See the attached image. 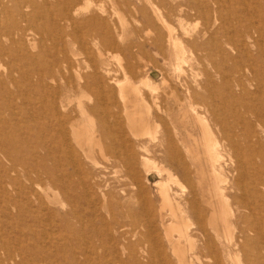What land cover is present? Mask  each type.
<instances>
[{
	"label": "bare ground",
	"instance_id": "6f19581e",
	"mask_svg": "<svg viewBox=\"0 0 264 264\" xmlns=\"http://www.w3.org/2000/svg\"><path fill=\"white\" fill-rule=\"evenodd\" d=\"M52 1L53 2L50 3L48 0H0V60H2L5 56L12 58L10 69L9 68L8 69L3 68V64L0 62V210L5 212V213H8L11 210L16 209L17 211H19V213L16 211V213H18L19 216H21L20 213L24 214L25 210L29 209L30 207H33V209H34V207L36 206V207H39L41 209L46 210V207H48V205H49L48 203H50V202H52V200H54L56 192L59 191L62 194L63 199L65 200L64 201L65 204H63V205L64 206L66 205V207H67L65 209V211L61 214L62 219L65 222L63 224H65L68 229H71L75 225H77L78 223H80L82 221L83 217H81L82 214L80 215V204H79V202L82 201L81 200L82 198L87 199L88 203L89 204L93 203V205L95 202L93 200L94 195H95V197L101 196L102 197L101 199H103L105 201L106 193L103 192L102 188L104 187V189H105V186H103V184H107L109 182L103 183L105 178L101 179L102 182H100V180H98V178H100L98 173L90 174L88 171L84 170V166H83V164H85L86 161H88L89 164L92 163L95 167L98 166V164H99V162L96 160L97 158L94 157V151H93V148H91L92 144H91V146L89 145L94 140V137H95L94 133L95 132L98 131V134H97L98 137L104 138L105 136H107L109 138H112V140H114V142L113 143L111 142V144L108 143L106 145L105 144L104 145L103 144L97 145V146H99V152L101 153V156H103L104 158H106V160L108 162H110L108 165L102 164L101 168H104L107 171L111 167L112 168L114 167L113 169H115L116 167H121L122 169H124V175L126 176V178L131 177V178L137 179L139 177L138 172L136 171L137 169H135V166H134L135 160L133 157L134 156V150H133L132 144L130 143V141L128 140L126 135H124L123 129L120 125V120L118 119V113H116L115 111H112V109H111V106L116 105V103H117V101H115V99L118 98L120 100V102H122L124 113L129 114L132 117V116H135L136 114H143V113L149 114V112H151L149 103L143 97L142 87H146L148 89V92H150L149 94L152 95L151 96L153 99L152 101H153V103H155V105L157 104V98H159V97H157V95H156L158 93L157 92L158 91V85L156 83H154L148 77L147 78L145 77V79L142 78L139 83L134 82V80L132 81L130 76H128L126 74V72H125V75H122V76H124V78H121L122 80H120V79L118 80V77H116V78L112 77L113 80H114V78L117 79V81H116L117 84L114 83L115 86L117 87V89H116L117 92L115 93L114 85L113 86L110 85V82H108V83L104 82V84H103L104 80L102 79L101 76L98 75L97 71L95 72V68L91 67L94 69V70H92L94 72L92 73V71H90L91 74L88 76H86L87 74H85V76H84V73H83V76L79 74L83 69H81V71H79V70H76L75 68H72V66L79 61L78 60L79 58L78 59L76 57L71 58V56H69V54L67 53L66 48L68 50H71L70 47L74 48L73 43L78 44L77 41H79V43L81 42V44H82L83 40L87 39L88 37H92V39H95L92 36V34H93L92 32L96 31L98 28L103 29L104 28L103 24L105 25V23L100 18L98 12H93L89 15H86L83 18H80V14L82 13V10L88 9V6L83 7V8L80 6V2L82 0H52ZM86 1H88V0H86ZM162 1H160V2L162 3ZM186 1L187 0H185L184 3L183 2L182 3H179V2L175 3L174 2L173 3L174 5L173 6L171 5V8H170L172 11L171 13L174 12V15H172V16H175V14H176L177 17L176 16L175 17L178 18L179 22L182 21L183 18L185 20L186 17H184V16L186 14L189 15L188 13H190V12H191V14L194 11L198 12L197 14L200 13V16H201V13L203 12L202 7L204 5H202V7L200 5L202 0H192L189 2H186ZM211 1H212V6H214V9H213V7H211L213 10L212 11L213 13H211V14L213 15L214 13H216V15H215L216 17L213 15L214 21H216L217 19L220 20V25L216 26V27H218L220 29V30L219 29L218 30L220 31L221 36L224 38L222 43L229 46L230 51H231V48H232L233 52H234L233 49H236V52L238 51V52H240V54L242 52H244L247 56H249L250 55L249 46L250 45L252 46V45L259 43L260 40L262 42V40L264 39V0H231L234 3L229 2L230 4H236V3L239 4L242 2L244 7L239 10V11H241L242 14H237V12H233V11L229 12L228 10H227L228 11L227 14L223 13L224 9L226 8L225 2L223 0H211ZM147 2H149V1H147ZM101 4H103V3H101ZM151 4H154V3L151 2ZM162 4L164 5L165 3H162ZM205 4H206V2H205ZM54 6L56 7V9H55V11H52ZM155 6L158 8L159 5L158 6L155 5ZM204 7H206V6H204ZM144 8L145 7H143V10H144ZM152 8H155V7L152 6ZM157 8H155V10H158V9L160 10L161 7H159L158 9ZM166 9H168V8H166ZM204 10L208 11L209 9L205 8ZM230 10H231V8H230ZM45 11H48L47 14H49L46 18V20L48 21V23H47L48 28L47 29L46 28H42V29L40 28L36 31H32V32L30 31L32 33L33 37L28 36L27 40H25L26 38L23 37L25 32L27 35V31L30 29L32 30V25H34V21L36 20V17ZM164 11H165V9H164ZM166 12H167V10H166ZM210 12H211V10H210ZM140 13H141V11H140ZM144 13H145V11H144ZM159 13L160 12H158L157 14L159 16V19L162 21L161 22L162 25L168 29L167 31H169L168 32V38H167L168 43L167 42L166 43L169 45L168 47H170V50L172 48L174 51V58H175V63H176L175 68L177 70L178 68L181 67L180 62L184 56L183 55V53H184V45L183 44L184 43H182V41H181L182 37L180 39V38L174 36L173 27L171 26L169 21L163 17L164 14L162 16V13H160V15H159ZM168 13H169V9H168ZM205 13L203 12V14H205ZM208 14H210V13H208ZM141 15H142V13H141ZM145 16H146V14H145ZM145 16H143V18ZM203 16H205V15H203ZM207 16H209V15H207ZM205 17H203V18H205ZM148 18H150V15ZM210 19H211V16H210ZM147 20L148 19L146 18V21ZM155 20H156V18H155ZM205 20H207V18ZM150 21H151V19H150ZM152 21H153V19H152ZM23 22L25 23V25H22ZM205 22L206 21H204V24H205ZM153 23L154 22H152L151 25L155 26L154 25L155 23L154 24ZM182 24L184 26V24H186V23L182 22L181 25L179 24L181 26L180 28L183 27ZM23 26H26V27H23ZM211 26H212V22H211ZM187 27H188V25H187ZM67 28H68V30L65 32V30ZM208 29L209 28H206L207 31H210ZM109 30H111V29L109 28ZM109 30H108V33H110ZM156 30H157V27H156ZM181 30H184V28H182ZM216 30L213 29V31H216ZM207 31L205 34L209 33ZM213 31L211 30L210 33H212ZM34 32L38 33L39 35H45L47 37V39L50 40V46L49 47L51 49H53V53H52L53 55H52L51 59L48 60L46 54L43 51H39L37 53L31 52V51H33L32 50L33 48H35L37 46L40 47L42 40L44 38V36H42V38H39L36 40L35 37H37V36L34 34ZM99 33H101V32H99ZM191 33H189V35ZM186 34H188V31ZM29 35L31 36V34H29ZM110 35H111V33H110ZM160 35L161 34H159V36ZM99 36H101V34ZM205 36H207V35H205ZM208 36H209V34H208ZM116 37H117V35H116ZM209 37H211V36H209ZM99 39L100 38H98L97 40H99ZM161 39L162 38H160V44L162 43ZM205 39L206 38H203V40H205ZM190 40H192V39H190ZM193 40H195V39L193 38ZM25 41H27V42H25ZM200 41H202V40H200ZM101 42H103V41H101ZM106 42L109 43L110 40L106 39ZM92 43H95V42L92 41ZM199 43H201V42H199ZM218 43H219V40H218ZM98 44L99 43H96L95 45L98 46ZM152 44L154 45V43H152ZM206 44H207V42H206ZM206 44H204V45L202 44V45L205 46ZM208 44L210 45L209 41H208ZM95 45H93V46H95ZM138 45H139V43H138ZM195 45H196L195 48H198V49L200 46L202 47V45H199V47H197L196 43H195ZM212 45H213V42H212ZM217 45H219V44H217ZM91 46H89V48ZM97 46H95V47H97ZM185 46H186V44H185ZM192 46L194 48V45H192ZM223 47H225V46L223 45ZM101 48H102V46H101ZM257 48L260 49V46ZM204 49L206 50V48H204ZM97 50H99V48L96 49V51ZM107 51L108 52H106V53L109 54V49ZM99 52H101V51L99 50ZM170 52H172V51H170ZM101 53L103 54L104 51ZM105 55L106 54H104V56ZM252 55H253V53H252ZM213 56H217V55L214 54ZM226 56H228V55H226ZM260 56H261V54H260ZM97 57H99V56L97 55ZM209 57H210V55H209ZM251 57H253V56H251ZM221 58H222V55H221ZM236 59H235V61H236ZM257 59H258V57H257ZM262 59H263V57H262ZM101 62L103 65H105L104 60ZM234 62H232V63L234 64ZM23 63H25L28 66V71L21 70V67H23L22 66ZM92 63H93V61H92ZM226 63L224 62L223 64L226 65ZM89 64H87V65H89ZM215 64H216V61H215ZM229 66H230V64H229ZM81 68H82V66H81ZM83 68H85V67H83ZM122 68H121V70H123ZM240 68H238V69H240ZM247 68L249 70H247L244 67V69L247 70L246 72L249 71V73H250V75H248L249 77H245L242 79L238 77V79L236 80L235 83H236V88L240 87V88H238V91L241 90V94L243 93V96L241 98H236L238 100L237 104H239L240 107H243V109L245 110V112L248 115V113L255 114L257 112L256 108L253 104V102L256 100V98L252 103H250L249 101H247L245 99V97L250 93V90L248 87H249V85L253 86V88H254L253 90H255V89L260 90L261 88H264V75L256 72V70H255L256 68L252 64L250 66L247 65ZM79 69H80V67H79ZM103 69H104V72H106V75L110 74L109 73L110 69L108 71L107 68H105L104 66H103ZM126 69H127V66H126ZM73 70H76V73H77V71H79L77 73L78 76L76 75L77 77L75 76V79L73 78L74 76L72 77V75H74V74H71L70 77L65 76L66 74L64 75V71L73 73ZM14 71H17L19 73V76H14V73H13ZM177 71L181 72V69H179ZM215 71H217V70L214 69V72ZM240 71H241V69H240ZM262 72H263V70H262ZM57 73L60 75L61 80H63V81H61V83H58V84H54V83L50 84L49 80L56 81ZM33 74H36L37 79L32 78ZM122 74H124L123 71H122ZM180 75H182V74H180ZM227 75H228V73H227ZM206 76H209V75L207 74ZM221 77L222 76H220V79H221ZM99 78H100V80H99ZM213 78H212V80H213ZM207 79H208V77H207ZM113 80H111V83L114 82ZM230 81H232V79ZM212 82H214V81H212ZM165 83H167V82H165ZM184 83H186V82H184ZM184 83H183V85H184ZM220 83H221L220 84L221 86L226 85L225 81L224 82L220 81ZM223 83L225 85H222ZM247 83H249L248 86L246 85ZM196 84H197V82L195 81V85ZM198 84L201 85L200 82ZM208 84L210 85V83H208ZM215 84H217V83H215ZM211 85H212V83H211ZM211 85H210V87L215 86V85L214 86H211ZM227 86H228V84H227ZM202 87H204V86H202ZM210 87H206V88H210ZM14 88H16V89H14ZM183 88H185V87L183 86ZM216 88H218V85H216ZM219 88H221V87L219 86ZM225 88H227V87L225 86ZM61 90H65V91L63 93H61L60 92ZM203 90L204 89L202 88V91ZM207 90L205 89L206 92H207ZM214 90H217V89H214ZM214 90H212V91H214ZM224 90H227V89H224ZM235 90H237V89H235ZM200 91H201V89H200ZM70 92L73 93V96L70 95ZM186 92H188V91L186 90ZM190 92H188L187 96L184 94L188 100V102L185 101L187 103H189L190 99L192 102L191 94H189ZM216 93H218V92L216 91ZM90 94H91V97L93 96L92 97L93 99L90 97ZM257 94H256V96H257ZM87 95H89L88 97L93 100V101H91L90 105L85 104L83 99H82L84 96H87ZM207 95H209V94H207ZM170 96L172 98V94ZM215 96L217 97V95H215ZM229 96H230V93H229ZM238 96H240V95H238ZM208 97H210L209 100L212 98L211 96H207V98ZM225 97H226V95H225ZM259 97L263 98V97H261V95H259ZM177 98H179V97H177ZM193 99L195 100V98H193ZM221 99H223V98L221 97ZM174 100H175V98H174ZM179 100H181V99H178V101ZM228 100H230V99L228 98ZM228 100L226 99L225 101H228ZM175 101H177V100H175ZM198 101H200V100H198ZM198 101H196V102H198ZM213 101H214V99H213ZM234 101H235V99H234ZM173 103H175V102H173ZM192 103H194V102H192ZM177 104H178V102H177ZM216 104H217V102H216ZM216 104H215V106H216ZM228 104H229V102H228ZM158 105L159 104H157L158 110H162V108L159 107ZM209 106H210V104H209ZM209 106H208V109H206L204 113L203 112L199 113L197 111L195 113L192 112L193 115H191L188 112V109H184V105L180 104L179 108L177 107L179 113L177 112L178 114H176V115H175V113H172V116L175 117V120H174V118H171V119L168 118V119H169V122L171 120L172 122L180 123L181 126H183L185 131H182L179 128L180 126L177 127V125H174V126H171V127H173V130H174V136L170 137L169 139L168 138L159 139L161 141V145L164 147L165 152L167 153L166 156H169L172 159H174V161L176 162V164L179 167L181 165L180 169L182 170L183 174L189 173L190 169L192 168L191 166H193L195 168V171L197 174V182H198V192H195L196 190L195 191L194 190H192V191L188 190L189 192H193L191 194V196L188 198L187 197L183 198V196L180 193H178V191L173 189L175 184L176 185L181 184L180 183L181 179L179 180L178 178L174 177L172 175L173 173L172 174L167 173V178H165L164 180H160V181L158 180L156 182L155 185H157V187H158V191H159L161 201H162V209L160 208L161 210L158 213V218H160V220H161V224H159V225H161V226L163 225L165 227V229L163 230L164 235L162 237H164L166 239V241H167L166 244H168L169 247L172 248L174 254L176 255V259H177L176 264H196L198 262L197 260L200 258L199 252H203V251H205V255H204L205 261L203 260L204 261L203 263L200 262L202 264H259L260 260L262 261L261 264H264V235L262 234V232L258 228L259 226L257 227V225L250 219V216L252 214L250 215L246 212L248 210L252 211L251 199H253L254 201H256L258 198H261L262 200L264 199V192H263L264 187L260 188L258 186L259 182L256 180L255 181L253 180L251 182L238 180L236 174H238L240 171H238V173L235 174L237 180H235L236 178L234 177L235 178V179L233 178L234 181H231L232 179L230 181H228L229 180L227 178L228 176H226L228 173L225 174L226 172L224 171V165L226 164V162H225L226 160H225L224 156H226V154H233L234 157L237 158V162H236L237 165L234 164L235 160H231L232 168L235 167L237 170V168L242 167L241 165H238L241 163V160H242L241 159L242 151L240 150L242 148V147L240 148V142H241L240 141V134H241V136H242L241 138L244 142L249 138V137H247L245 130H244L245 133H243L244 132L243 130H241V131H243L242 133H239L238 132L239 130H237L239 128V126H242V125H240V123H241V118H242L241 115H243V114H240L239 112L234 111V112H237V118H236V121H233L232 124H230V123H227L226 120L224 121L225 118L221 117L222 116L221 114H220L221 116L218 114L219 111H221V109L217 112V110L213 107L214 105L213 106L211 105L210 109H209ZM130 107H133L134 110H130L129 109ZM142 107L145 109V112H144V109L142 110ZM191 108L193 109V108H197V107L192 106ZM221 108H224V107H221ZM236 108H235V110H237ZM229 109H234V108L229 107ZM224 110L226 111V109H224ZM199 111H201L200 108H199ZM222 112H224V111H222ZM222 112H220V113H222ZM156 113L157 112H155V114ZM163 113L165 114V112H163ZM228 113H230V111ZM91 114H96L95 116H97V114L102 115L101 119H100L99 128L96 131H95V127H94L95 124L92 122L93 120L90 118ZM169 114H167V116ZM232 114H234V113H232ZM260 114H261V112H260ZM234 115H236V114H234ZM108 117L112 118L114 121V124H113L114 127L112 126V128L109 125V122L107 121V119L105 120V118H108ZM250 117L252 118V115ZM263 117H264V115H263ZM145 118H146V116H145ZM253 118H255V117H253ZM258 118L259 117H257L256 119H258ZM138 119H139V116H138ZM242 119H244V118H242ZM252 119H250V120L253 121L254 119L253 120ZM130 120L137 122V120H135L134 117L131 118ZM149 120H150V118H149ZM151 120L153 122V119H151ZM154 120H156V119H154ZM227 120H229V118ZM139 121H140V119H139ZM134 122H131V123L134 124ZM140 122H143L142 119ZM253 122H255V121H253ZM106 123H108V125ZM127 123H129V122H127ZM146 123L148 124V122H146ZM192 123H194L199 128L200 138H198L196 136L198 139L195 136H193L194 133L191 132L192 130H189L187 128V126L189 124H192ZM147 124H145V125H147ZM194 124H192V125H194ZM150 125L153 126V124H150ZM150 125H148V127L145 126V128L146 127L149 128ZM159 125L161 126L162 124H159ZM157 127H159V126H157ZM157 127H155V129ZM248 127H250V125ZM257 127H259V126H257ZM151 128L152 127L150 126L149 129L151 131H153L152 130L153 128L152 129ZM138 129L140 130V127ZM143 129H144V127H143ZM246 129H247V127H246ZM160 130H161V128H160ZM248 130H251V127ZM111 131H112V134H111ZM132 131L135 132V130H132ZM161 131H163V130H161ZM195 131H196V129H195ZM195 131H193V132H195ZM154 132H158V131L156 130ZM257 132L258 131H256V133ZM144 133L146 134V132H144ZM147 133H148V131H147ZM198 133H196V134H198ZM140 134H137V135H140ZM163 134H165V132ZM132 135H133V133H132ZM142 135H144L143 132H142ZM141 137H140V139H141ZM155 137L157 138V136H155ZM186 137H189V139L192 138L193 143H192V141H190V143H189ZM142 139H141V141L145 142V139L144 140H142ZM107 141H108V139H107ZM152 141H154V140H152ZM131 142H132V140H131ZM32 143L39 144L45 151L44 154H42V152H41L42 155L41 156L39 155V158H38V155L34 153L35 151H34L33 147H30V144H32ZM244 144L246 145V143H244ZM93 145H94V143H93ZM136 145L135 146L138 147V144H136ZM139 145H141L140 142H139ZM144 145H141V147H140L143 150L146 148ZM146 145H148V144H146ZM156 145H153V146H156ZM114 146H116V147L118 146L119 150L121 147L122 151H117L116 147H114ZM34 147H36V146L34 145ZM247 147H249V146H247ZM252 147L253 146H251V149H252ZM25 148H26L27 152L24 151ZM149 148H150V144H149ZM152 148H154V147H152ZM135 150H137V149H135ZM155 150H154V152H156ZM36 151H37V148H36ZM157 151H158V149H157ZM260 151H262V149H260ZM139 152H141V151L139 150ZM145 152H147V151L145 150ZM148 153H151V152H148ZM61 156L65 157V160L69 166V169H63V171L61 172V175H59L60 177H58L57 171L60 169V167L63 166V164L66 165L63 162V161H65V160H63L64 158H61ZM258 157H259V155H258ZM262 157L260 160H262ZM154 158H157V157H154ZM84 160H86V161L84 162ZM141 160H142L144 166L148 167L150 160L148 157H146V154L141 156ZM153 160L155 162V159H153ZM250 161L254 162V160H252V159ZM41 162L43 163L42 164L43 166L40 165ZM157 162H158V164H161V163L163 164V162H160V163H159V161H157ZM165 162H166V160H165ZM172 162H173V160H172ZM137 163H140V162H137ZM262 164H264V163H262ZM99 165H101V164H99ZM229 165H231V164H229ZM254 165H255V163H254ZM156 167L158 169L157 165H156ZM246 167H247V165H246ZM262 167H264V165ZM173 168H174V166H173ZM173 168H170V169H173ZM166 169L167 168H165V169L161 168L158 170L161 172V171H167ZM231 169H229V170L231 171ZM117 170H118V168L116 169V171H112V173H114V172L118 173L120 171V170L119 171H117ZM253 170H255V169L253 168ZM262 170H264V169L262 168ZM96 171L97 170H95V172ZM234 171H233V173H234ZM102 172H103L102 170L99 172L100 175H102ZM242 172H244L243 169H242ZM114 175L117 176L116 173H114ZM240 175H241V173H240ZM41 176L47 178L48 185L46 188H42V186L40 187V185L36 182V180L40 179ZM102 176H105V174ZM110 176H112V175H110ZM189 176H187L186 178L191 180L189 178ZM241 176H239V177H241ZM261 176H262V174H261ZM116 178H118V180H119V176ZM41 179H43V178H41ZM124 179H125V177L122 178L123 181H124ZM111 180L112 181L114 180V176ZM122 180H120V181L122 182ZM43 181H45V179H43ZM116 182H117V180H116ZM44 183H46V181ZM44 183H42V184H44ZM134 183H135V181L133 182V184ZM171 183H173V184L175 183V184L173 185ZM118 184H115V185H118ZM124 184H126V183H123V185ZM106 186H108V185H106ZM110 186L112 187V185L109 184V187ZM189 186H191V185H189ZM9 187H11V189H9ZM131 187H133V186H131ZM191 187L197 188V186H194V185H192ZM112 188H114V187H112ZM119 188H114L112 192H115V190L119 189ZM133 188H135V186ZM183 188H185V186ZM183 188H182V190H184ZM120 189H119V191H120V194H122V195L120 196V198L118 197L120 199V201H118L117 204L119 207H122V209L125 208V210L128 209V211H129L130 210L129 203L132 202L133 200L134 201L138 200L136 198L138 192L134 193L132 191H129V189L127 190L129 192H127V191H125L127 188L126 189L120 188ZM229 189H230V191L234 192V194L232 192V194L234 195V197L233 196L232 197L235 198V200L233 201L235 206H233V204H231L229 202L230 196L228 197V194H227V190H229ZM108 190L109 189H107L106 191H108ZM133 190H135V189H133ZM109 191H111V189ZM130 192H132L134 194H132ZM235 192L236 193L240 192V194L237 195V194H235ZM118 193H116V194H118ZM108 194L110 195L111 193H108ZM229 194H231V193H229ZM116 197H117V195H116ZM140 198H142V197L140 196ZM110 199L111 198H109V200ZM57 200H56V202H57ZM113 200H115V198H113ZM140 200H142V199H140ZM149 201H151V200H149ZM259 201H260V199H259ZM139 202L143 203V201H139ZM99 203H100V200H99ZM102 203H104V202H102ZM133 203H135V202H133ZM50 204H52V203H50ZM110 204H111V202L109 203V206H111ZM33 205H35V206H33ZM96 205H98V204L96 203ZM149 205H148V207H149ZM256 205H258V203ZM60 206H61V202H60ZM118 206H117V209H118ZM132 206H133V204H132ZM89 207H90V205H89ZM163 208H167V209H165V212H164ZM51 209H52V207H51ZM122 209L119 211H122ZM143 209H142V211H143ZM150 209H145L144 211L147 214L146 216L148 218L147 220H148L149 228H153V226H155L154 221L157 222L159 219L158 220L154 219V216H156V214L154 212V209H153V212L155 215L152 213V210H150ZM34 210H35V212H37L39 209L37 211H36V209H34ZM110 210H111V208H110ZM254 210H255V208H254ZM39 211L41 212V210H39ZM55 211L51 212V210H50V214H49L51 216L50 218H52ZM86 212H87V210H86ZM33 213H34V211H33ZM41 213H43V211ZM120 213L122 215H124L123 214L124 211H123V213L122 212H120ZM133 213L135 214V211ZM47 214H48V212H47ZM88 214H90V213L88 212ZM98 214H100V213H98ZM115 214H117V213H115ZM115 214H113V211H112L111 217L113 215L115 216ZM140 214L135 215V216L137 217ZM258 214H260V212ZM25 215H26V213H25ZM25 215H23V216L25 217ZM141 215L143 216V214H141ZM104 216H108V215L105 214ZM116 216H119V212H118V215H116ZM127 216H128V214H127ZM40 217H42V216H40ZM55 217H57V216H55ZM111 217H110V219H111ZM115 217H113V218H115ZM16 218H18V217H16ZM86 218H88V217H86ZM127 218L130 219V217H127ZM127 218H125V219H127ZM193 218H194V222H195L194 229L191 228V224L193 223L192 222ZM7 219L9 221V218H7ZM27 219H29V217ZM38 219H40V218H38ZM38 219H36V220H38ZM58 219H57V221H58ZM122 219H124V218H122ZM134 219H135V217H134ZM145 219H146V217H145ZM253 219H254V217H253ZM4 220H6V218ZM46 220H48V219H46ZM84 220L85 219H83V221ZM97 220L99 221V219H97ZM117 220L118 219H116V221ZM120 220H121V218H120ZM120 220H118V221H120ZM8 221H6L5 223H8ZM12 221L15 222L14 219ZM50 221L52 223V220H50ZM83 221L81 222V225H82ZM89 221H90V218H89ZM106 221L108 224V220H106ZM138 221H140V220H138ZM121 222L123 223L124 221H121ZM133 222L134 221H132L131 223L133 224ZM141 222H143V221H141ZM145 222H146V220H145ZM37 223L39 224V221ZM37 223H36V225H37ZM102 223H103V221L101 222V224ZM109 223H111V222H109ZM0 224H4V223L1 222ZM10 224H11V222H10ZM23 224L25 226V223H23ZM57 224H58V222H57ZM63 224H62V226H63ZM88 224H89V222H88ZM115 224H116V222H115ZM53 225H54V223H53ZM109 225H111V224H108V226ZM118 225H121V224H118ZM118 225H117V227H119ZM104 226H105V224H104ZM112 226H110V227H112ZM156 226H157V224H156ZM163 226H162V228H163ZM9 227H10V225H9ZM31 227H29V226H27L26 228L22 227L24 230V231H22V235H26V234L30 235L31 234V235H34L35 238L39 237L37 235L38 233L35 234L34 230L31 229ZM40 227H42L41 223H40ZM47 227H50L48 229H51V226H47ZM47 227H45V229ZM80 227H82V226H80ZM80 227L78 226V228H80ZM103 227H102V229H103ZM117 227H114V228H117ZM144 227H147V226L144 225ZM59 228H61V227H59ZM87 228H89V227H87ZM159 228L160 227H158V229ZM64 229H62V230L64 231ZM104 229H105V227H104ZM126 229L129 230V228H127V227H126ZM135 229H137V228H135ZM235 229L237 231H235ZM6 230H7V228H6ZM6 230H4V231H6ZM8 230H11V229H8ZM54 230H56V228H54ZM81 230H83V229L80 228V232H82ZM97 230H98V227H97ZM113 230L116 232V229H113ZM118 230H121V229H118ZM137 230H139V229H137ZM43 231H45V230H43ZM114 231H111V232L114 233ZM52 232H54V231H52ZM56 232L57 231H55L54 233H56ZM137 232H139V231H137ZM137 232H135V233H137ZM194 232H196V233L199 232L198 235L200 236V234H201V236H202V240H201L200 245H198V243H197L198 239L195 236L196 233L194 234ZM251 232H253V235L250 234ZM45 233H46V231H45ZM50 233H51V231H50ZM54 233H53V235H54ZM78 233H79V231H78ZM90 233H92V232H90ZM102 233H105V230ZM112 233H111V235H113ZM4 234L1 233V231H0V264H40L41 261L42 262L44 261V260H42L44 254L43 255L37 254L38 256L36 257L35 253L33 254L32 252H30L31 248L28 245H25L24 243H21L19 240H17L18 238L16 236L15 237L17 239L14 240L11 237H9V238L5 237ZM8 234H10V233H8ZM68 234H70V232ZM93 234H94V232H93ZM140 235H144V234H140ZM79 236H78V238H79ZM87 236H89V233L87 234ZM94 236H95V234H94ZM114 236H115V233H114ZM125 236H126V233H125ZM85 237H86V235H85ZM85 237H83V238H85ZM100 237L101 236L99 235V238ZM119 237H121L120 233L118 236V240L121 241L119 239ZM129 237H131V236H129ZM147 237H149V238L147 239ZM147 237L145 239L148 241V243L151 245V248H152V249H150V253L152 255L151 257H153L152 260H156V262L151 261L152 262L151 264H153V263L154 264H167V262L164 260L165 259V257H163L164 255L162 256V253H163L162 249L159 248L157 245L159 243L158 241H156L157 237H155V235L152 233V231H148ZM158 237H160V239H161V236H158ZM19 238H20V236H19ZM21 238H20V240H21ZM96 238L94 239V241L96 240V242H97L98 238L97 239ZM132 238H134V237H132ZM53 239H54V237H53ZM53 239H50V242L54 241ZM59 239H58V241H59ZM91 239H93V238H91ZM139 239H143V238L140 237ZM42 240L45 241L44 238ZM62 240H63V238H62ZM113 240H114V238H113ZM118 240H117V242H118ZM28 241H31V240H28ZM44 241H42V242H44ZM55 241H56V239H55ZM79 241H78V243H79ZM114 241H112L113 245H116L119 243L118 242L115 244ZM135 241H137V239H135ZM39 242L37 241V244ZM107 242L109 243V241H107ZM142 242H146V241H142ZM139 243H141L140 240H139ZM48 244L49 243H47V245ZM53 244H55V243H53ZM60 244H61V242H60ZM102 244H104V241ZM131 244H133V243H131ZM126 245H128V244H126ZM126 245H125V247H126ZM143 245L145 246L144 243H143ZM65 246H66V244H65ZM121 246L123 247V245H121ZM98 247H99V245H98ZM111 247H113V246H111ZM86 248H87V245H86ZM129 248L127 250H130ZM135 248H136V246H135ZM145 248H148V247L145 246ZM166 248H167V246H166ZM40 249H39V251H41V254H42L43 252ZM65 249H66V247H65ZM92 249L94 250V247ZM105 249H107V247ZM124 249L122 250V252L125 251ZM132 249H134V248H132ZM108 250H109V247H108ZM147 250H149V249H147ZM168 250L169 249H167L165 251H168ZM60 251H62V248ZM85 251H86L85 253L90 252L87 249ZM110 251H112V250H110ZM137 251H136V253H137ZM240 251H242V252L245 251V253L247 255V259H248L246 262H244L241 259ZM125 252H127V251H125ZM125 252L123 254H126ZM30 253L33 254L36 258L35 259H29L28 256L30 255ZM54 253H52V254H54ZM64 253H65V251H64ZM102 253H104V251ZM102 253H101V255H102ZM129 253H128V255H129ZM167 254H168V252H167ZM47 255H48V253H47ZM128 255L126 256V261H127ZM145 255L146 254H144V256ZM250 255H253V256L256 255L255 259H252L250 257ZM87 256H89V255H87ZM108 256L109 255H106V257H108ZM90 257H91V253H90ZM112 257H110V260ZM132 257H133V254H132ZM134 257H135V255H134ZM257 257H259V258H257ZM47 259H50V257L49 258L47 257ZM96 259H99V258H96ZM115 259H117V258H115ZM128 259H130V258H128ZM141 259H143V257H141L140 260ZM148 259H149V257H148ZM148 259H147V261H148ZM91 260H93V258ZM123 260H120V261H123ZM140 260H138V261H140ZM171 260H172V258L170 259V261ZM195 260H196V262H195ZM148 262H150V261H148ZM67 263H68V261H67ZM98 264H99V262H98ZM116 264H117V262H116ZM197 264H199V263H197Z\"/></svg>",
	"mask_w": 264,
	"mask_h": 264
},
{
	"label": "rangeland",
	"instance_id": "374dc122",
	"mask_svg": "<svg viewBox=\"0 0 264 264\" xmlns=\"http://www.w3.org/2000/svg\"><path fill=\"white\" fill-rule=\"evenodd\" d=\"M50 3L51 2H53L52 0H48ZM147 1H149V2H147ZM160 1H162V0H88V1H86V0H82L81 2H80V6L83 8V7H87L88 6V9H83L82 10V13L80 14V18H83V17H85L86 15H89V14H91V13H93V12H98V14H99V16H100V18L104 21V23H105V25L103 24V29H100V28H98L96 31H93L92 33V36H93V38H95V39H92V37H86L87 39H84L83 40V43L81 44V42L79 43V41H77V43L78 44H75V43H73V46H74V48H72V47H70V49L71 50H68L67 48H66V50H67V53L69 54V56H71V58H74V57H76L78 60V62L77 63H75L73 66H72V68H75L76 70H79V71H81V69H83L79 74L80 75H82L83 76V73H84V76H85V74H87L86 76H88V75H90L91 74V72L90 71H92V70H94L93 68H95V72L97 71V73H98V75L99 76H101L102 77V79L104 80L103 81V84H104V82L105 83H108V82H110V85H114V91H115V93L117 92V87L115 86V84H117L116 83V81H117V79H115L116 77H118V80L120 79V80H122L121 78H124V76H122V75H125V72H126V74L128 75V76H130V78H131V80L133 81L134 80V82H136V83H139L140 81H141V79L142 78H144L145 79V77L147 78H150L154 83H156L157 85H158V93L156 94L157 95V97H159V98H157V104H159L158 106L159 107H161L162 108V110H158V107H157V104L155 105V103H153V99H152V95H150L149 93L150 92H148V89L146 88V87H142V94H143V97L147 100V102L149 103V105H150V111L151 112H149V114H147V113H143V114H136L135 116H130L129 114H126V113H124V111H123V104H122V102H120V100L118 99V98H116L115 99V101H117V103H116V105H112L111 106V109H112V111H115L116 113H118V119L120 120V125H121V127H122V129H123V132H124V135H126V137L128 138V140L130 141V143L132 144V147H133V150H134V160H135V163H134V166H135V169H137L136 171L138 172V178L136 179V178H131V177H128V178H126V176L124 175V169H122L121 167H116L115 169H113L112 167L111 168H109V170H105L104 168H101L102 167V164H104V165H108L110 162H108L107 160H106V158H104L103 156H101V153L99 152V146H97L98 144L99 145H101V144H108V143H110L111 144V142L113 143L114 142V140H112V138H109V137H107V136H105L104 138L103 137H98L97 136V134H98V131L97 132H95L94 134H95V137H94V140L89 144L90 146H91V144H92V146H91V148H93V151H94V157L95 158H97L96 160L99 162V164H101V165H99L98 164V166H94L92 163H90L89 164V162L88 161H86V160H84V162H85V164H83V166H84V170H86V171H88L90 174H95V173H98L99 174V177L100 178H98V180H100V182H102V180L101 179H104V181H103V183H106V182H109V183H107V184H103V186H105V189H104V187L102 188L103 189V192L104 193H106V195H105V201L103 200V199H101L102 197L100 196H98V197H95V195H94V198H93V200L95 201L94 202V205H93V203H91V204H89L88 203V201H87V199H85V198H82L80 201L82 202H79V204H80V215H81V217H83L82 218V221H83V219H85L84 221H83V223H82V225H81V222L80 223H78L77 225H75L73 228H71V229H68L67 227H66V225L65 224H63V223H65L64 221H63V219H62V213L65 211V209L67 208L66 207V205L64 206L63 204H65L64 203V199H63V197H62V194L59 192V191H57L56 192V195H55V198H54V200H52V202H50V203H52V204H50V203H48L49 205H48V207H46V210L45 209H41V208H39V207H36L35 205H33V206H35L34 207V209H36V211L39 209V210H41V212L43 211V213H41L39 210L37 211V212H35V210L33 209V207H30L29 209H27V210H25V212H24V214L23 213H20V215L24 218H22L21 216H19V211H17L16 209H14V210H11L10 212H8V213H5V212H3V211H1L0 212V223L2 222V223H4V224H0V227L2 228H0V231H1V233H5L4 235H5V237H7V238H9V237H11L12 239H14V240H16L17 238V240H19L21 243H24L25 245H28L30 248H31V250H30V252H32L33 254L35 253V255H36V257L38 256V255H43L44 254V256H43V258H42V260H44L43 262L41 261V263L40 264H51L52 262L54 263V264H94L95 262V264H98V262H99V264H116V262H117V264L119 263V264H151L152 262H156V260H152L153 259V257H151L152 255H151V253H150V249H152L151 248V245L148 243V241L145 239L146 237H147V234H148V231H152V233L155 235V237H157L156 238V241H158L157 243V245H158V247L159 248H161L162 249V251H163V253H162V256L163 257H165V261L167 262V264H172L173 262V264H176L177 263V259H176V255L174 254V252H173V250H172V248L171 247H169V245L168 244H166L167 243V241H166V239L164 238V237H162L163 235H164V229H165V227L163 226V228H162V226L161 225H159V224H161V220H160V218H158V213H159V211L162 209V201H161V197H160V194H159V191H158V187H157V185H155L156 184V182L159 180H164L165 178H167V173H170V174H172L174 177H176V178H178L179 180H180V183L181 184H178V185H176L175 183V186H174V188L172 187L174 184L173 183H171V184H173L171 187L174 189V190H176V191H178V193H180L182 196H183V198H185V197H190L191 196V194L193 193V192H189V191H192V190H196L195 192H198V182H197V174H196V171H195V168L193 167V166H191L192 168L190 169V171H189V173H184L183 174V172H182V170L180 169V167H181V165H180V167L176 164V162L174 161V159H172L171 157H169V156H166L167 155V153L165 152V149H164V147L161 145V141L159 140V139H162V138H164V139H166V138H170V137H172V136H174V130H173V127H171V126H174V125H177V127L178 126H180L179 128L182 130V131H185L184 130V128H183V126H181V124L180 123H177V122H172L171 120H170V122H169V119L168 118H174V120H175V117L174 116H172V113H175V115L176 114H178L179 113V111H178V108H179V105L180 104H183L184 105V109H188V112L191 114V115H193V113L192 112H205V110L206 109H208V106H209V104H210V106L212 105H214L213 107L217 110V112L221 109V111H219V115L221 116V117H224L223 119H224V121L226 120V122L227 123H230V124H232V122L233 121H236V118H237V112H239L240 114H243V115H241V117L242 118H244V119H242L241 118V123H240V125H242V126H239V128L237 129V130H239L238 132L239 133H242L244 130L246 131V134H247V137H249L245 142L242 140V136H241V134H240V141L242 142H240V150L242 151V156H241V163L240 164H238V165H241L242 167L241 168H237V170H236V168L234 167V168H232V163H231V160H235V162H234V164L235 165H237V158L236 157H234V155L233 154H226V156H224V158H225V162H226V164L224 165V171L226 172L225 174H227L226 176H228L227 178L229 179L228 181H230L231 179V181H234L233 180V178L235 177L236 178V175H237V178H238V180H243V181H246V182H251V181H258L259 182V184L261 185H259L258 184V186L261 188V187H264V170H262V168L264 169V167H262L264 164H262V163H264V117H263V115H264V88H261L260 90L259 89H255V90H253L254 88H253V86H251V85H249V83H247L246 85L248 86L249 85V90H250V93L245 97V99L247 100V101H249L250 103H252L254 100H255V98H256V102L254 101L253 102V104H254V106H255V108H256V115L255 114H250V113H248V115H247V113L245 112V110L243 109V107H240L239 106V104H237L238 103V100L236 99V98H241L242 96H243V93L241 94V90H239L238 91V88H240V87H237L236 88V80L238 79V77L239 78H245V77H249L248 75H250V73H249V71L248 72H246L247 70H249L248 68H247V65L248 66H250L251 64L256 68L255 70H256V72H258L259 74H263L264 75V39L262 40V42H261V40L259 41V43H257V44H255V45H250L249 46V50H250V55L249 56H247L244 52H242L241 54H240V52H236V49H233L234 50V52L232 51V48H231V51H230V48H229V46H227V45H225V44H223L222 43V41L224 40V38L221 36V33H220V29L218 28V27H216V26H219L220 25V20H216V21H214V16L216 15V13H214L213 15L211 14V13H213L212 11V8L211 7H213V9H214V6H212V1L211 0H202L201 1V7H202V5H204V6H206V7H202V11L205 13V14H203V12L201 13V16H200V13L199 14H197L198 12H193L192 14H191V12L190 13H188L189 15H185L184 17H186L185 18V20L187 21H185L184 20V18H183V20L182 21H180L179 22V20H178V18H176L177 17V15L175 14V16H172V15H174V12L173 13H171L172 11H171V5L173 6L174 4V2L175 3H184L185 2V0H163L162 1V3H165L164 5L160 2ZM168 1V2H167ZM189 1H192V0H187L186 2H189ZM206 2V4H205V2ZM224 2H225V4H226V8L224 9V12L223 13H228V11L229 12H237V14H242L241 13V11H239L241 8H243L244 7V5L242 4V2L241 3H239V4H230L229 2H233V1H231V0H223ZM151 2L152 3H154V4H151ZM167 2V3H166ZM204 2V3H203ZM101 3H103V4H101ZM149 3V4H148ZM161 3V4H160ZM169 3V4H168ZM234 3V2H233ZM210 4V5H209ZM155 5H159L158 6V8L159 7H161L160 8V10L155 6ZM236 5V6H235ZM152 6H154L155 8H157L158 10H155V8H152ZM169 6V7H168ZM209 6V7H208ZM233 6V7H232ZM239 6V7H238ZM142 7V8H141ZM143 7H145L144 8V10H143ZM138 10H137V9ZM163 8V9H162ZM166 8H168L169 9V13H168V9H166ZM209 9L208 11L207 10H204V9ZM211 8V9H210ZM230 8H231V10H230ZM55 9H56V7L54 6V8H53V10L52 11H55ZM137 11H136V10ZM164 9H165V11H164ZM87 10V11H86ZM153 10V11H152ZM163 10V11H162ZM166 10H167V12H166ZM210 10H211V12H210ZM228 10V11H227ZM140 11H141V13H142V15L143 16H145V14H146V16L143 18V16L141 15V13H140ZM144 11H145V13H144ZM155 11V12H154ZM226 11V12H225ZM47 12L48 11H45V12H42L41 14H39V16H37L36 17V20L34 21V25H32V30L30 29V30H28L27 31V35H26V32H25V34H24V36L23 37H25L26 39L25 40H27V38H28V36L29 37H33V35H32V31H36V30H38V29H42V28H48V21L46 20V18H47V16L49 15V14H47ZM114 12V13H113ZM158 12H160V13H162V16H163V14H164V18L165 19H167L168 21H169V23L171 24V26L173 27V30H174V36H176V37H178V38H180L181 39V37H182V43H184L183 45H184V53H183V59L181 60V64H180V68H178L177 70H179V69H181V72H178L177 70H176V63H175V58H174V51H173V49L171 48V50H170V47H168L169 45L167 44L168 42V40H167V38H168V32L169 31H167L168 29L166 28V27H164L163 25H162V21L159 19V16H158ZM160 13H159V15H160ZM208 13H210V14H208ZM168 14V15H167ZM170 14V15H169ZM205 15V16H203V15ZM149 15H150V18H148L149 17ZM207 15H209V16H207ZM148 16V17H147ZM170 16V17H169ZM210 16H211V19H210ZM108 17V18H107ZM113 17V18H112ZM158 17V18H157ZM172 17V18H171ZM203 17H205V18H203ZM216 17V16H215ZM106 18V19H105ZM146 18L149 20H147L146 21ZM155 18H156V20H155ZM207 18V20H205ZM213 18V19H212ZM119 19V20H118ZM150 19H151V21H150ZM152 19H153V21H152ZM178 20V21H177ZM106 21V22H105ZM109 21V22H108ZM160 21V22H159ZM204 21H206L205 22V24H204ZM212 22V26H211V22ZM214 21V22H213ZM219 21V22H218ZM151 22V23H150ZM152 22H154L153 24L155 25V26H153V25H151L152 24ZM179 22V23H178ZM186 23V24H184V26H183V24H182V28H184V30H181L182 28H180L181 26V23ZM139 23V24H138ZM208 23V24H207ZM218 25H217V24ZM150 24V25H149ZM180 24V25H179ZM22 25H25V23L23 22V24ZM27 25V24H26ZM187 25H188V27H187ZM205 25V26H204ZM214 25V26H213ZM107 26V27H106ZM211 26V27H210ZM23 27H26V26H23ZM153 27V28H152ZM156 27H157V30H156ZM204 27V28H203ZM109 28L113 31H111V30H109ZM206 28H209L208 30H210V31H207L206 30ZM101 31H100V30ZM213 29L214 30H216V31H213ZM219 29V30H218ZM68 30V28L65 30V32ZM99 30V31H98ZM104 32H103V31ZM108 30L110 31V33H111V35H110V33H108ZM201 30V31H200ZM211 30L214 32H212V33H210L211 32ZM31 31V32H30ZM187 31H188V34H186L187 33ZM205 31V32H204ZM206 31L207 32H209V33H207V34H205L206 33ZM99 32H101V33H99ZM115 32V33H114ZM186 32V33H185ZM192 32V33H191ZM199 32V33H198ZM161 34L160 36H159V34ZM189 33H191L190 35H189ZM197 33V34H196ZM202 33V34H201ZM29 34H31V36L29 35ZM34 34L38 37H35V39L37 40V39H39V38H42V36H44V38H43V40H42V43H41V45H40V47H35V48H31L33 51H31L32 53H37V52H39V51H43L45 54H46V56H47V58H48V60L49 59H51V57H52V53H53V49H51L49 46H50V40L49 39H47V37L45 36V35H39L38 33H36V32H34ZM96 36H95V35ZM101 34V36H99V35ZM193 34V35H192ZM195 34V35H194ZM199 34V35H198ZM207 35L208 36V34H209V36H211V37H207V36H205V35ZM220 34V35H219ZM111 37H110V36ZM116 35H117V37H116ZM152 35V36H151ZM158 35V36H157ZM185 35V36H184ZM190 38V39H192V40H190L187 36ZM213 35V36H212ZM27 36V37H26ZM197 38H196V37ZM200 36V37H199ZM219 36V37H218ZM108 37V38H107ZM156 37V38H155ZM162 38L161 39V41H162V43L160 44V38ZM202 37V38H201ZM215 37V38H214ZM221 37V38H220ZM98 38H100L99 40H97ZM193 38L195 39V40H193ZM200 38V39H199ZM203 38H206L205 40H203ZM106 39H108V40H110V42L109 43H107L106 42ZM155 41H154V40ZM159 39V40H158ZM208 39V40H207ZM213 39V40H212ZM221 39V40H220ZM184 40V41H183ZM198 40V41H197ZM200 40H202V41H200ZM218 40H219V43H218ZM92 41L93 42H95V43H92ZM98 41V42H97ZM101 41H103V42H101ZM159 41V42H158ZM190 41V42H189ZM193 43H192V42ZM208 41H209V43H210V45L208 44ZM221 41V42H220ZM25 42H27V41H25ZM90 42V43H89ZM118 42V43H117ZM167 42V43H166ZM199 42H201V43H199ZM206 42H207V44H206ZM212 42H213V45H212ZM96 43H99L98 44V46L97 45H95ZM101 43V44H100ZM138 43H139V45H138ZM152 43H154V45L152 44ZM159 45H158V44ZM195 43L197 44V47H199V45H204V44H206L205 46H203L202 45V47L200 46L199 47V49L198 48H195L196 47V45H195ZM76 46H75V45ZM87 44V45H86ZM95 45V46H97V47H95V46H93V45ZM185 44H186V46H185ZM217 44H219V45H217ZM92 45V46H91ZM156 45V46H155ZM158 45V46H157ZM192 45H194V48H193V46ZM223 45L225 46V47H223ZM260 46V49L259 48H257V47H259ZM87 46V47H86ZM89 46H91L90 48H89ZM100 46V47H99ZM101 46H102V48L104 49H102L101 48ZM112 46V47H111ZM212 46V47H211ZM217 46V47H216ZM221 46V47H220ZM81 47V48H80ZM187 47V48H186ZM231 47V46H230ZM86 48V49H85ZM99 48V50L101 51V52H103L104 51V53L102 54L101 52H99V50H97L96 51V49H98ZM190 48V49H189ZM204 50H202V49ZM204 48H206V50L204 49ZM251 48V49H250ZM102 49V50H101ZM109 49V54L108 53H106V52H108L107 50ZM186 49V50H185ZM209 49V50H208ZM217 49V50H216ZM222 49V50H221ZM191 50V51H190ZM216 50V51H215ZM73 51V52H72ZM170 51H172V52H170ZM212 51V52H211ZM215 51V52H214ZM98 52V53H97ZM169 52V53H168ZM209 52V53H208ZM232 52V53H231ZM76 55H75V54ZM213 53V54H212ZM217 53V54H216ZM252 53H253V55H252ZM87 54V55H86ZM104 54H106L105 56H104ZM189 54V55H188ZM192 54V55H191ZM217 55V56H213V55ZM222 55V58H221V55ZM240 54V55H239ZM260 54H261V56L263 57V59H262V57L260 56ZM97 55L101 58H99V57H97ZM111 55V56H110ZM113 55V56H112ZM208 55V56H207ZM209 55H210V57H209ZM225 55V56H224ZM226 55H228V56H226ZM251 56H253V57H251ZM228 57V58H227ZM233 57V58H232ZM238 57V58H237ZM257 57H258V59L260 60H258L257 59ZM93 60H92V59ZM109 58V59H108ZM112 58V59H111ZM214 58V59H213ZM221 58V59H220ZM237 58V59H236ZM240 58V59H239ZM81 59V60H80ZM223 59V60H222ZM231 59V60H230ZM235 59H236V61H235ZM239 59V60H238ZM262 59V60H261ZM11 60H12V58H10V57H7V56H5L2 60H0V62L3 64V68H5V69H10V65H11ZM89 60V61H88ZM104 60V62H105V65H103L102 64V62L101 61H103ZM233 60V61H232ZM81 61V62H80ZM87 63H86V62ZM92 61H93V63H92ZM183 61V62H182ZM213 61V62H212ZM215 61H216V64H215ZM230 61V62H229ZM235 61V62H234ZM259 61V62H258ZM84 64H83V63ZM91 62V63H90ZM108 64H107V63ZM226 63V65L225 64H223V63ZM232 62H234V64L232 63ZM262 62V63H261ZM90 63V64H89ZM102 65H101V64ZM222 63V64H221ZM232 63V64H231ZM241 63V64H240ZM78 66H77V65ZM82 64V65H81ZM87 64H89V65H87ZM95 66H93V65ZM99 64V65H98ZM218 64V65H217ZM229 64H230V66H229ZM237 64V65H236ZM82 66V68H81V66ZM87 65V66H86ZM92 65V66H91ZM101 65V66H100ZM107 65V66H106ZM129 65V66H128ZM175 65V66H174ZM183 65V66H182ZM214 65V66H213ZM237 67H236V66ZM244 65V66H243ZM263 65V66H262ZM23 67H21V70H24V71H28V66L25 64V63H23V65H22ZM78 68H77V67ZM100 66V67H99ZM103 66L105 67V68H107V70L109 71V69H110V71H109V73L111 74H109V75H106V72H104V69H103ZM126 66H127V69H126ZM216 66V67H215ZM79 67H80V69H79ZM83 67H85V68H83ZM91 67H93V68H91ZM102 67V68H101ZM123 67V68H122ZM225 67V68H224ZM235 67V68H234ZM241 67V68H240ZM244 67L247 69V70H245L244 69ZM101 68V69H100ZM121 68L123 69V70H121ZM220 68V69H219ZM238 68H240L241 69V71H240V69H238ZM261 68V69H260ZM100 69V70H99ZM175 69V70H174ZM214 69L215 70H217V71H215L214 72ZM245 71H244V70ZM76 70H73V73H70V72H67V71H64V75L65 76H71V74H74V75H72V77L75 79V76L77 75L78 76V72L79 71H77V73H76ZM86 70V71H85ZM103 72H102V71ZM126 70V71H125ZM183 70V71H182ZM220 70V71H219ZM261 70V71H260ZM262 70H263V72H262ZM122 71H123V73L124 74H122ZM223 71V72H222ZM226 71V72H225ZM72 72V71H71ZM90 72V73H89ZM94 71H92V73H93ZM183 72V73H182ZM242 72V73H241ZM261 72V73H260ZM14 73V76H19V73L17 72V71H14L13 72ZM105 75H104V74ZM117 73V74H116ZM227 73H228V75H227ZM180 74H182V75H180ZM209 75V76H206V75ZM212 74V75H211ZM219 76H218V75ZM222 74V75H221ZM241 75V76H240ZM76 76V77H77ZM107 76V77H106ZM220 76H222L221 77V79H220ZM224 76V77H223ZM227 76V77H226ZM112 77H115L114 78V80H113V78ZM207 77H208V79H207ZM214 77V78H213ZM226 77V78H225ZM32 78L33 79H37V76H36V74H33L32 75ZM133 78V79H132ZM210 78V79H209ZM212 78H213V80H212ZM224 78V79H223ZM228 78V79H227ZM109 79V80H108ZM165 79V80H164ZM197 79V80H196ZM232 79V81H230ZM99 80H100V78H99ZM111 80H113L114 82H112L111 83ZM204 80V81H203ZM208 82H207V81ZM214 81V82H212V81ZM216 80V81H215ZM229 80V81H228ZM50 81V84H58V83H61V81H63V80H61V77H60V75L57 73V77H56V81H51V80H49ZM107 81V82H106ZM195 81L197 82V84L200 82L201 83V85L202 86H204V87H202L200 84H196L195 85ZM218 81V82H217ZM220 81L221 82H224L225 81V84L223 83L222 85H225L227 88H225V86H221L220 84ZM165 82H167V83H165ZM184 82H186V83H184ZM188 82V83H187ZM205 82V83H204ZM232 82V83H231ZM115 83V84H114ZM183 83H184V85H183ZM194 83V84H193ZM207 83V84H206ZM208 83H210V85H211V83H212V85L211 86H214V87H210V85L208 84ZM215 83H217V84H215ZM204 84V85H203ZM227 84H228V86H227ZM216 85H218V88H219V86L221 87V88H216ZM183 86L186 88H183ZM191 86V87H190ZM199 86V87H198ZM238 86V85H237ZM198 87V88H197ZM206 87H210V88H206ZM223 87V88H222ZM252 87V88H251ZM202 88L204 89L203 91H202ZM237 89V90H235V89ZM14 89H16V88H14ZM200 89H201V91H200ZM205 89L207 90V92L205 91ZM214 89H217V90H214ZM224 89H227V90H224ZM185 90V91H184ZM186 90L188 91V92H190L189 94H191V98H192V102H194V103H192L191 102V99L189 100V103H187L188 102V100H187V98L185 97V95L187 96V94H188V92H186ZM211 92H210V91ZM212 90H214V91H212ZM219 90V91H218ZM65 90H61L60 92L61 93H63ZM216 91L218 92V93H216ZM229 91V92H228ZM186 92V93H185ZM202 92V93H201ZM206 92V93H205ZM213 92V93H212ZM215 92V93H214ZM224 92V93H223ZM238 92V93H237ZM193 93V94H192ZM197 93V94H196ZM229 93H230V96H229ZM258 93V94H257ZM172 94V98H171V95ZM185 94V95H184ZM196 94V95H195ZM200 94V95H199ZM207 94H209V95H207ZM256 94H257V96H256ZM70 95H72L73 96V93L72 92H70ZM117 95V94H116ZM174 95V96H173ZM177 97H179V98H177ZM193 95V96H192ZM202 95V96H201ZM214 95V96H213ZM215 95H217V97L215 96ZM223 95V96H222ZM225 95H226V97H225ZM228 95V96H227ZM238 95H240V96H238ZM251 95V96H250ZM259 95H261V97H263V98H260L259 97ZM89 95H87V96H84L82 99H83V101H84V103L85 104H88V105H90L91 104V101H93L92 99V97H91V94H90V97L92 98H89L88 97ZM205 98H204V97ZM207 96H211L212 98L209 100V98L210 97H208L207 98ZM236 96V97H235ZM214 97V98H213ZM221 97L223 98V99H221ZM232 101H230V100H228V98ZM251 97V98H250ZM258 97V98H257ZM90 100H89V99ZM174 98H175V100H177V101H175L174 100ZM193 98H195V100L193 99ZM235 99V101H234V99ZM253 98V99H252ZM178 99H181V100H179L178 101ZM213 99H214V101H213ZM228 100V101H225V100ZM258 99V100H257ZM198 100H200V101H198ZM90 101V102H89ZM185 101H187V102H185ZM196 101H198V102H196ZM211 101V102H210ZM223 101V102H222ZM173 102H175V103H173ZM177 102H178V104H177ZM180 102V103H179ZM182 102V103H181ZM200 102V103H199ZM209 102V103H208ZM215 102V103H214ZM216 102H217V104H216ZM225 102V103H224ZM228 102H229V104H228ZM220 103V104H219ZM256 103V104H255ZM260 103V104H259ZM188 106H187V105ZM208 104V105H207ZM215 104H216V106H215ZM233 104V105H232ZM258 104V105H257ZM130 105V104H129ZM202 105V106H201ZM204 105V106H203ZM218 105V106H217ZM231 105V106H230ZM236 105V106H235ZM193 106V107H197V108H191V107ZM201 106V107H200ZM209 106V109L211 108ZM238 106V107H237ZM178 107V108H177ZM203 107V108H202ZM217 107V108H216ZM221 107H224V108H221ZM226 107V108H225ZM229 107L230 108H234V109H229ZM237 107V108H236ZM157 108V109H156ZM173 108V109H172ZM199 108H200V110L201 111H199ZM235 108L237 109V110H235ZM239 108V109H238ZM130 110H134V108L133 107H130L129 108ZM144 108L142 107V110H143ZM166 109V110H165ZM173 111H172V110ZM192 109V110H191ZM224 109H226V111L224 110ZM164 110V111H163ZM170 110V111H169ZM222 111H224V112H222ZM230 111V113L232 114V113H234V114H236V115H234V114H230V113H228ZM234 111H237V112H234ZM144 112H145V109H144ZM155 112H157L156 114H155ZM163 112H165V114L163 113ZM170 114H169V113ZM178 112V113H177ZM220 112H222V113H220ZM226 112V113H225ZM260 112H261V114H260ZM154 113V114H153ZM246 113V114H245ZM125 114V115H124ZM148 116H147V115ZM153 116H152V115ZM167 114H169L168 116H167ZM224 114V115H223ZM230 114V115H229ZM96 114H91L90 115V118L93 120L92 122L95 124V131L99 128V125H100V119H101V114H97V116H95ZM174 115V114H173ZM234 115V116H233ZM252 115V118L253 117H255V118H251L250 116ZM94 116V117H93ZM138 116H139V119H140V121H141V119H142V121L143 122H140L139 121V119H138ZM144 116V117H143ZM145 116H146V118H145ZM167 118H166V117ZM233 116V117H232ZM236 116V117H235ZM244 116V117H243ZM130 117V118H129ZM135 118V120H137V122H134V121H131L130 119L131 118ZM156 117V118H155ZM164 117V118H163ZM257 117H259L258 119H256ZM263 117V118H262ZM94 118V119H93ZM149 118H150V120H149ZM229 118V120H227ZM232 118V119H231ZM235 118V119H234ZM107 119V121L109 122V125L111 126V128H112V126L114 127V121H113V119L112 118H110V117H108V118H105V120ZM151 119H153V122H152V120ZM154 119H156V120H154ZM168 119V120H167ZM250 119H252L253 121H259L258 123L260 124H258L257 122V124L255 123V122H253V121H251ZM256 119V120H255ZM261 119V120H260ZM98 120V121H97ZM158 120V121H157ZM167 120V121H166ZM134 122V124L133 123H131V122ZM251 121V122H250ZM127 122H129V123H127ZM139 122V123H138ZM146 122H148V124L146 123ZM151 122V123H150ZM164 122V123H163ZM170 124H169V123ZM244 122V123H243ZM127 123V124H126ZM155 123V124H154ZM157 123V124H156ZM172 123V124H171ZM249 123V124H248ZM107 125H108V123H106ZM137 124V125H136ZM145 124H147V125H145ZM150 124H153V126L152 125H150ZM159 124H162L161 126L159 125ZM192 124H194V123H192ZM192 124H189L188 126H187V128L189 129V130H192L191 132L192 133H194L193 134V136H197L198 138H200V131H199V128H198V126H196L195 124L194 125H192ZM262 124V125H261ZM123 125V126H122ZM144 125V126H143ZM148 125H150L152 128V130L153 131H151L149 128H150V126H149V128H147L148 127ZM165 125V126H164ZM250 125V127H251V130H248V129H250V127H248ZM145 126H147L146 128H145ZM157 127V126H159V127H157L156 129H155V127ZM169 126V127H168ZM194 126V127H193ZM247 127V129H246V127ZM257 126H259V127H257ZM130 127V128H129ZM140 127V130L138 129ZM143 127H144V129H143ZM254 127V128H253ZM134 128V129H133ZM142 128V129H141ZM160 128H161V130H163V131H161L160 130ZM164 128V129H163ZM170 130H169V129ZM183 128V129H182ZM258 128V129H257ZM147 129V130H146ZM150 131H149V130ZM195 129H196V131H195ZM255 129V130H254ZM130 130V131H129ZM132 130H135V132L134 131H132ZM142 130V131H141ZM158 131V132H154V131ZM241 130H243V131H241ZM254 130V131H253ZM138 131V132H137ZM147 131H148V133H147ZM193 131H195V132H193ZM230 131V130H229ZM241 131V132H240ZM245 131L243 132V133H245ZM253 131V132H252ZM256 131H258L257 133H256ZM142 132H143V134L144 135H142ZM144 132H146V134L144 133ZM165 132V134H163V133ZM199 132V133H198ZM262 132V133H261ZM131 133V134H130ZM132 133H133V135H132ZM141 133V134H140ZM157 133V134H156ZM169 133V134H168ZM196 133H198V134H196ZM251 133V134H250ZM111 134H112V131H111ZM137 134H140V135H136ZM156 134V135H155ZM160 134V135H159ZM163 134V135H162ZM254 134V135H253ZM256 134V135H255ZM261 134V135H260ZM128 135V136H127ZM132 135V136H131ZM199 135V136H198ZM97 136V137H96ZM142 136V137H141ZM155 136H157V138L155 137ZM160 136V137H159ZM133 137V138H132ZM140 137H141V139L142 140H144L145 139V142L144 141H141V139H140ZM154 137V138H153ZM159 137V138H158ZM196 137V138H197ZM99 138V139H98ZM152 140H154V141H152ZM187 138V140H188V142L190 143V141H192V143H193V140H192V138H190L189 139V137H186ZM197 138V139H198ZM252 138V139H251ZM257 138V139H256ZM107 139H108V141H107ZM262 139V140H261ZM131 140H132V142H131ZM137 140V141H136ZM157 140V141H156ZM104 141V142H103ZM102 142V143H101ZM139 142H140V144L141 145H144L145 143L146 144H148V145H144L146 148L143 150V149H141L140 147H141V145H139ZM144 142V143H143ZM148 142V143H147ZM246 143V145L247 146H249V147H247L244 143ZM93 143H94V145H93ZM97 143V144H96ZM154 143V144H153ZM134 144V145H133ZM136 144H138V147H136L137 145ZM149 144H150V148H149ZM157 144V145H156ZM33 145V146H32ZM34 145L36 146V147H34ZM136 145V146H135ZM153 145H156V146H153ZM242 145V146H241ZM245 145V146H244ZM148 146V147H147ZM251 146H253L252 147V149H251ZM256 146V147H255ZM30 147H33V149H34V153L35 154H37L38 155V158H39V155L41 156L42 154H44V149L39 145V144H36V143H32V144H30ZM114 147H116V146H114ZM136 147V148H135ZM152 147H154V148H152ZM260 147V148H259ZM36 148H37V151H36ZM148 148V149H147ZM40 149V150H39ZM42 149V150H41ZM135 149H137V150H135ZM153 149V150H152ZM156 149V150H155ZM157 149H158V151H157ZM260 149H262V151H260ZM116 150L117 151H122V149H121V147H120V150H119V147L117 146L116 147ZM139 150L141 151V152H139ZM145 150L147 151V152H145ZM154 150L156 151V152H154ZM258 150V151H257ZM25 152H27V150H26V148H25V150H24ZM97 151V152H96ZM139 153H138V152ZM41 152H42V154H41ZM148 152H151V153H148ZM153 152V153H152ZM244 152V153H243ZM263 152V153H262ZM97 154V155H96ZM146 154V157H148L149 158V160H150V162H149V165H148V167H145L144 166V164H143V162H142V160H141V156L142 155H145ZM156 154V155H155ZM160 154V155H159ZM258 155H259V157H258ZM261 155V156H260ZM97 156V157H96ZM136 156V157H135ZM151 156V157H150ZM165 156V157H164ZM251 156V157H250ZM258 158H257V157ZM263 156V157H262ZM102 157V158H101ZM154 157H157V158H154ZM261 157H262V160H260L261 159ZM61 158H64L63 160H65V157H63V156H61ZM84 158V157H83ZM136 158V159H135ZM155 159V162H154V160L153 159ZM168 158V159H167ZM227 158V159H226ZM255 158V159H254ZM257 158V159H256ZM247 159V160H246ZM254 160V162L253 161H250V160ZM165 160H166V162H165ZM172 160H173V162H172ZM230 160V161H229ZM244 160V161H243ZM257 160V161H256ZM261 162H259V161ZM157 161H159V163L160 162H163V164L161 165V164H158V162ZM66 165H64L63 164V166L62 167H60V169L57 171V174H58V177H60L59 175H61V172L63 171V169H69V166H68V164H67V162H66V160L65 161H63ZM107 162V163H106ZM137 162H140V163H137ZM243 162V163H242ZM250 162V163H249ZM87 163V164H86ZM167 163V164H166ZM231 164V165H229V164ZM254 163H255V165H254ZM43 163L41 162L40 163V165H42ZM92 164V165H91ZM154 164V165H153ZM245 164V165H244ZM156 165L158 166V169H165V168H167L166 170L167 171H159L158 169H157V167H156ZM172 165V166H171ZM233 169H231L229 166ZM246 165H247V167H246ZM262 165V166H261ZM43 166V165H42ZM88 166V167H87ZM95 168H94V167ZM169 166V167H168ZM173 166H174V168H173ZM227 166V167H226ZM251 166V167H250ZM156 167V168H155ZM161 167V168H160ZM164 167V168H163ZM249 167V168H248ZM256 167V168H255ZM94 170H93V169ZM118 168V170L117 171H119L118 173L117 172H114V173H116V175L117 176H115L114 175V173H112V171H116V169ZM170 168H173V169H170ZM228 168V169H227ZM247 168V169H246ZM251 168V169H250ZM253 168L255 169V170H253ZM258 168V169H257ZM113 169V170H112ZM193 169V170H192ZM229 169H231V171L229 170ZM242 169H243V171L244 172H242ZM95 170H97L96 172H95ZM99 170V171H98ZM103 171L102 172V175H104L105 174V176H102V175H100V171ZM139 170V171H138ZM170 170V171H169ZM172 170V171H171ZM229 170V171H228ZM235 170V171H234ZM246 170V171H245ZM158 171V172H157ZM228 171V172H227ZM233 171H234V173H233ZM238 171H240L239 173H238ZM59 172V173H58ZM178 172V173H177ZM249 172V173H248ZM104 173V174H103ZM141 173V174H140ZM233 173V174H232ZM236 173H238V174H236ZM240 173H241V175H240ZM260 173V174H259ZM107 174V175H106ZM119 174V175H118ZM230 174V175H229ZM236 174V175H235ZM244 174V175H243ZM258 174V175H257ZM261 174H262V176H261ZM110 175H112V176H110ZM186 175V176H185ZM190 175V176H189ZM251 177H250V176ZM113 176H114V180L112 181L111 179L113 178ZM119 176V180H118V178H116V177H118ZM125 177V179H124V181L122 180V178H124ZM187 176H189V178L192 180H189L188 178H186ZM239 176H241V177H239ZM244 176V177H243ZM121 177V178H120ZM248 177V178H247ZM41 178H43V179H45V181H46V183H44L45 181H43V179H41ZM41 178L40 179H37L36 180V182L40 185V187L42 186V188H46L47 187V185H48V182H47V178H45V177H43V176H41ZM109 180H107V179ZM193 178V179H192ZM234 178V179H235ZM237 178L235 179V180H237ZM244 178V179H243ZM253 178V179H252ZM247 179V180H246ZM250 179V180H249ZM42 182H41V181ZM116 180H117V182H116ZM120 180H122V182L120 181ZM135 181V183L133 184V182ZM141 180V181H140ZM39 181V182H38ZM112 181V182H111ZM189 181V182H188ZM41 182V183H40ZM120 182V183H119ZM42 183H44V184H42ZM113 183V184H112ZM119 183V184H118ZM123 183H126V184H124L123 185ZM130 185H129V184ZM133 185H132V184ZM42 184V185H41ZM109 184L110 185H112V187H114V188H124V189H126L125 191H127L128 189H129V191H132V192H134V193H136V192H138L137 193V199L138 200H133L132 202H130L129 203V208H130V210L128 211V209H126L125 210V208L124 209H122V207H119L118 206V204H117V202L118 201H120V196L122 195V194H120V191H119V189H116L115 190V192H112L113 191V189L114 188H112L111 186L109 187ZM115 184H118V185H115ZM121 184V185H120ZM185 184V185H184ZM197 184V185H196ZM44 185V186H43ZM106 185H108V186H106ZM114 185V186H113ZM140 185V186H139ZM189 185H194V186H197V188H195V187H191V186H189ZM118 186V187H117ZM131 186H135V188H133V187H131ZM137 186V187H136ZM178 186V187H177ZM185 186V188H183ZM131 187V188H130ZM182 188L184 189V190H182ZM189 188V189H188ZM9 189H11V187H9ZM107 189H111V191H106ZM133 189H135V190H133ZM139 189V190H138ZM143 189V190H142ZM118 190V191H117ZM121 190V189H120ZM189 190V191H188ZM129 191H127V192H129ZM119 192V193H118ZM132 192H130V193H132ZM232 192L233 191H230V189L229 190H227V194H228V197H229V202L231 203V204H233V206H235V204H234V200H235V198H233L234 197V192H233V194H232ZM264 192V191H263ZM108 193H111L110 195L108 194ZM116 193H118V194H116ZM134 193H132V194H134ZM143 193V194H142ZM185 193V194H184ZM187 193V194H186ZM229 193H231V194H229ZM59 194V195H58ZM117 195V197H116V195ZM235 194H240V192H238V193H236L235 192ZM108 195V196H107ZM112 195V196H111ZM97 196V195H96ZM140 196L142 197V198H140ZM159 196V197H158ZM233 196V197H232ZM58 197V198H57ZM107 197V198H106ZM119 197V198H118ZM145 197V198H144ZM65 198V197H64ZM96 198V199H95ZM109 198H111L110 200H109ZM113 198H115V200H113ZM142 199V200H140V199ZM58 199V200H57ZM259 199H260V201H259ZM56 200H57V202H56ZM99 200H100V203H99ZM103 200V201H102ZM108 200V201H107ZM149 200H151V201H149ZM264 200V199H263ZM261 198H258L256 201H254L253 199H251V205H252V211H246L248 214H252L251 216H250V219L257 225V227L260 229V231L262 232V234L264 235V201H263ZM84 201V202H83ZM114 201V202H113ZM139 201H143V203L142 202H139ZM147 201V202H146ZM149 201V202H148ZM253 201V202H252ZM60 202H61V206H60ZM63 202V203H62ZM102 202H104V203H102ZM111 202V206H109V203ZM133 202H135V203H133ZM141 204H139V203ZM57 203V204H56ZM96 203L98 204V205H96ZM147 203V204H146ZM258 203V205H256ZM82 204V205H81ZM117 204V205H116ZM131 204V205H130ZM132 204H133V206H132ZM150 204V205H149ZM160 204V205H159ZM64 207H63V206ZM89 205H90V207H89ZM148 205H149V207H148ZM60 206V207H59ZM98 206V207H97ZM102 208H101V207ZM117 206H118V209H117ZM132 206V207H131ZM140 206V207H139ZM51 207H52V209H51ZM95 207V208H94ZM116 207V208H115ZM148 207V208H147ZM260 207V208H259ZM32 208V209H31ZM48 208V209H47ZM86 208V209H85ZM91 211H89L88 209ZM110 208H111V210L113 211V214H115V213H117V214H115V216L116 215H118V212H119V216H112L111 217V215H112V211L110 210ZM120 208V209H119ZM141 208V209H140ZM144 208V209H143ZM151 208V209H150ZM161 208V209H160ZM254 208H255V210H254ZM259 208V209H258ZM56 211H55V210ZM94 209V210H93ZM99 209V210H98ZM115 209V210H114ZM122 209V211H119V210H121ZM134 209V210H133ZM142 209H143V211H142ZM145 209H150V210H152V213L154 214V212H155V214H156V216H154V219L155 220H158L157 222L156 221H154V225L155 226H153V228H149V226H148V218H147V214H146V212L144 211ZM153 209H154V212H153ZM165 209H167V208H163V210H164V212H165ZM261 209V210H260ZM30 210V211H29ZM50 210H51V212H54L55 211V213H54V215L52 216V218L54 219H52V218H50L51 216L49 215L50 214ZM86 210H87V212H86ZM259 210V211H258ZM15 211V212H14ZM16 211L18 212V213H16ZM33 211H34V213H33ZM45 211V212H44ZM85 211V212H84ZM98 211V212H97ZM101 211V212H100ZM118 211V212H117ZM123 211H124V213H123ZM135 211V214L133 213ZM138 211V212H137ZM140 211V212H139ZM3 212V213H2ZM28 212V213H27ZM47 212H48V214H47ZM60 212V213H59ZM88 212L90 213V214H88ZM106 212V213H105ZM110 212V213H109ZM120 212H122L124 215H122ZM127 212V213H126ZM143 212V213H142ZM256 212V213H255ZM260 212V214H258ZM263 212V213H262ZM11 213V214H10ZM25 213H26V215H25ZM45 213V214H44ZM57 213V214H56ZM97 213V214H96ZM98 213H100V214H98ZM108 213V214H107ZM126 213V214H125ZM143 214V216L141 215V214ZM6 214V215H5ZM10 214V215H9ZM18 214V215H17ZM25 215V217L23 216V215ZM41 214V215H40ZM103 214V215H102ZM108 215V216H104V215ZM127 214H128V216H127ZM138 214H140L139 216H135V215H138ZM145 214V215H144ZM154 214V215H155ZM256 214V215H255ZM37 215V216H36ZM46 215V216H45ZM84 215V216H83ZM90 215V216H89ZM122 215V216H121ZM260 215V216H259ZM4 216V217H3ZM8 216V217H7ZM40 216H42V217H40ZM45 218H44V217ZM55 216H57V217H55ZM99 216V217H98ZM121 216V217H120ZM16 217H18V218H16ZM21 217V218H20ZM29 217V219H27ZM86 217H88V218H86ZM97 217V218H96ZM104 217V218H103ZM110 217H111V219H110ZM113 217H115V218H113ZM121 218V220H120V218ZM127 217H130V219L132 220V221H134L133 222V224L131 223L132 221L129 219V218H127ZM133 217V218H132ZM134 217H135V219H134ZM140 217V218H139ZM145 217H146V219H145ZM253 217H254V219H253ZM256 217V218H255ZM6 218V220H4ZM7 218H9V221L11 222V224H10V222L8 221V219ZM16 218V219H15ZM20 218V219H19ZM38 219V218H40V219H38V220H36V219ZM59 218V219H58ZM89 218H90V221H89ZM103 218V219H102ZM122 218H124V219H122ZM125 218H127V219H125ZM138 218V219H137ZM260 218V219H259ZM263 218V219H262ZM14 219V221L15 222H13L12 220ZM26 219V220H25ZM46 219H48V220H46ZM57 219H58V221H57ZM62 219V220H61ZM87 219V220H86ZM97 219H99V221L97 220ZM116 219H118V220H120V221H116ZM134 219V220H133ZM256 219V220H255ZM262 219V220H261ZM3 220V221H2ZM50 220H52V223H51V221ZM56 220V221H55ZM95 220V221H94ZM103 221V223L101 224V222ZM106 220H108V224H111V225H109L108 226V224H107V221ZM110 220V221H109ZM115 220V221H114ZM127 220V221H126ZM137 220V221H136ZM138 220H140V221H138ZM145 220H146V222H145ZM6 221H8V223H5ZM28 221V222H27ZM36 221V222H35ZM39 221V224L37 223ZM54 221V222H53ZM97 221V222H96ZM114 221V222H113ZM121 221H124L123 223L121 222ZM130 221V222H129ZM141 221H143V222H141ZM258 221V222H257ZM34 222V223H33ZM57 222H58V224H57ZM86 222V223H85ZM88 222H89V224H88ZM100 222V223H99ZM109 222H111V223H109ZM115 222H116V224H115ZM120 222V223H119ZM128 222V223H127ZM145 222V223H144ZM192 224H191V228L192 229H194V227H195V222H194V218H193V220H192ZM16 223V224H15ZM23 223H25V226H24V224ZM28 223V224H27ZM36 223H37V225H36ZM40 223H41V225H42V227H40ZM51 223V224H50ZM53 223H54V225H53ZM114 223V224H113ZM60 224V225H59ZM62 224H63V226H62ZM91 224V225H90ZM104 224H105V226H104ZM118 224H121V225H118ZM124 224V225H123ZM127 224V225H126ZM142 224V225H141ZM156 224H157V226H156ZM3 227H2V226ZM9 225H10V227H9ZM15 225V226H14ZM91 227H90V226ZM113 225V226H112ZM116 225V226H115ZM117 225L120 227H117ZM144 225L145 226H147V227H144ZM159 225V226H158ZM27 226H29V227H31V229H33L34 230V232H35V234H37L39 237H36L35 238V236L34 235H22V231H24L23 230V228H26ZM47 226H51V229H48V228H50V227H47ZM53 226V227H52ZM61 227V228H59V227ZM66 228H65V227ZM78 226L80 227V226H82V227H80L81 229H83V230H81L82 232H80V228H78ZM89 227V228H87V227ZM100 226V227H99ZM105 227V229H104V227ZM110 226H112V227H110ZM133 226V227H132ZM141 226V227H140ZM21 227V228H20ZM23 227V228H22ZM40 227V228H39ZM45 227H47L46 229H45ZM58 227V228H57ZM84 227V228H83ZM97 227H98V230H97ZM102 227H103V229H102ZM111 229H110V228ZM114 227H117L118 229H121V230H118L117 228H114ZM126 227L127 228H129V230L128 229H126ZM157 229H156V228ZM158 227H160L159 229H158ZM6 228H7V230H6ZM17 228V229H16ZM54 228H56V230H54ZM65 228V229H64ZM132 230H131V229ZM135 228H137V229H139V230H137V229H135ZM147 228V229H146ZM8 229H11V230H8ZM13 229V230H12ZM15 229V230H14ZM19 229V230H18ZM59 229V230H58ZM62 229H64V231L62 230ZM91 229V230H90ZM96 229V230H95ZM113 229H116V232L113 230ZM123 229V230H122ZM134 229V230H133ZM150 229V230H149ZM152 229V230H151ZM156 229V230H155ZM161 229V230H160ZM3 230V231H2ZM4 230H6V231H4ZM21 230V231H20ZM43 230H45L46 231V233H45V231H43ZM66 230V231H65ZM70 232V234H68L69 232ZM102 230V231H101ZM104 230H105V233H102V232H104ZM109 230V231H108ZM118 230V231H117ZM126 230V231H125ZM131 230V231H130ZM139 231V232H137V231ZM142 230V231H141ZM160 230V231H159ZM50 231H51V233H50ZM52 231H57L56 233H54V232H52ZM77 231V232H76ZM78 231H79V233H78ZM87 231V232H86ZM96 231V232H95ZM101 231V232H100ZM111 231H114V233H115V236H114V233H112ZM122 231V232H121ZM124 231V232H123ZM146 233H145V232ZM154 231V232H153ZM235 231H237L236 229H235ZM13 232V233H12ZM67 232V233H66ZM90 232H92V233H90ZM93 232H94V234H95V236H94V234H93ZM102 234H100V233ZM110 232V233H109ZM131 232V233H130ZM135 232H137V233H135ZM144 232V233H143ZM158 232V233H157ZM160 232V233H159ZM8 233H10V234H8ZM12 233V234H11ZM15 233V234H14ZM40 233V234H39ZM53 233H54V235H53ZM83 233V234H82ZM89 233V236H87V234ZM111 233L113 234V235H111ZM119 233H120V236L121 237H119V239L121 240V241H119L118 240V236H119ZM125 233H126V236H125ZM130 233V234H129ZM196 232H194V234H195ZM49 234V235H48ZM56 234V235H55ZM58 234V235H57ZM74 234V235H73ZM107 234V235H106ZM118 234V235H117ZM122 234V235H121ZM136 234V235H135ZM138 234V235H137ZM140 234H144V235H140ZM199 234V232H197L196 234H195V236L197 237V239H198V241H197V243H198V245H200L201 244V240H202V236H201V234H200V236L198 235ZM251 235H253V232H251L250 233ZM9 235V236H8ZM80 235V236H79ZM85 235H86V237H85ZM99 235L101 236L100 238H99ZM110 235V236H109ZM128 235V236H127ZM133 235V236H132ZM17 238H16V237ZM19 236H20V238H21V240H20V238H19ZM29 236V237H28ZM54 237V239H53V237ZM78 236H79V238H78ZM92 236V237H91ZM108 236V237H107ZM114 236V237H113ZM129 236H131V237H129ZM158 236H161V239H160V237H158ZM49 237V238H48ZM52 237V238H51ZM83 237H85V238H83ZM97 239V242H96V240L94 241V239L95 238ZM132 237H134V238H132ZM140 237H142L143 239H139ZM32 238V239H31ZM45 239V241L44 240H42V239ZM61 240H60V239ZM62 238H63V240H62ZM70 238V239H69ZM91 238H93V239H91ZM113 238H114V240H113ZM129 238V239H128ZM149 237H147V239H148ZM27 239V240H26ZM50 239H53L54 241H52L53 243H55V244H53L52 242H50ZM55 239H56V241H55ZM58 239H59V241H58ZM75 239V240H74ZM84 239V240H83ZM108 239V240H107ZM124 239V240H123ZM135 239H137V241H135ZM28 240H31V241H28ZM41 240V241H40ZM80 240V241H79ZM89 240V241H88ZM93 240V241H92ZM117 240H118V242H117ZM129 240V241H128ZM139 240H140V242L141 243H139ZM162 242H161V241ZM24 241V242H23ZM37 241L39 242L38 244H37ZM42 241H44V242H42ZM48 241V242H47ZM78 241H79V243H78ZM90 243H88V242ZM103 241H104V244H102L103 243ZM107 241H109V243L107 242ZM112 241H114V243L116 244V243H118V244H116V245H113V242ZM131 241V242H130ZM135 241V242H134ZM142 241H146V242H142ZM166 241V242H165ZM31 242V243H30ZM60 242H61V244H60ZM94 242V243H93ZM96 242V243H95ZM100 242V243H99ZM47 243H49L48 245H47ZM69 243V244H68ZM85 243V244H84ZM108 243V244H107ZM124 243V244H123ZM131 243H133V244H131ZM143 243L145 244V246L146 247H148V248H145V246L143 245ZM147 243V244H146ZM165 243V244H164ZM35 246H34V245ZM41 244V245H40ZM64 244V245H63ZM65 244H66V246H65ZM95 244V245H94ZM99 245V247H98V245ZM120 244V245H119ZM126 244H128V245H126ZM135 244V245H134ZM162 244V245H161ZM53 245V246H52ZM85 245V246H84ZM86 245H87V248H86ZM121 245H123V247L121 246ZM125 245H126V247H125ZM45 248H43V247ZM94 247V250L92 249L93 247ZM102 246V247H101ZM107 247V249H105L106 247ZM111 246H113V247H111ZM132 246V247H131ZM134 246V247H133ZM135 246H136V248H135ZM166 246H167V248H166ZM39 247V248H38ZM42 247V248H41ZM48 249H47V248ZM54 247V248H53ZM65 247H66V249H65ZM81 247V248H80ZM89 247V248H88ZM91 247V248H90ZM105 247V248H104ZM108 247H109V250H108ZM111 247V248H110ZM119 247V248H118ZM130 247V248H129ZM143 247V248H142ZM166 249H165V248ZM38 250H36V249ZM41 248V249H40ZM61 248H62V251H60L61 250ZM96 248V249H95ZM125 248V249H124ZM130 249V250H127V249ZM132 248H134V249H132ZM140 248V249H139ZM39 249L40 250H42V254H41V251H39ZM88 250V251H90V252H88V253H85L86 251L85 250ZM100 249V250H99ZM104 249V250H103ZM119 249V250H118ZM125 250V251H127V252H125L126 254H123L124 252H122V250ZM138 251H137V250ZM144 249V250H143ZM147 249H149V250H147ZM167 249H169L168 251H165V250H167ZM53 250V251H52ZM96 250V251H95ZM110 250H112V251H110ZM117 250V251H116ZM132 250V251H131ZM140 250V251H139ZM142 250V251H141ZM171 250V251H170ZM49 251V252H48ZM64 251H65V253H64ZM84 251V252H83ZM94 251V252H93ZM98 251V252H97ZM104 251V253H102ZM121 251V252H120ZM131 251V252H130ZM136 251H137V253L139 254H137L136 253ZM145 253H144V252ZM202 251V250H201ZM55 252V253H54ZM93 252V253H92ZM130 252V253H129ZM167 252H168V254H167ZM171 254H170V253ZM40 253V254H39ZM47 253H48V255H47ZM52 253H54V254H52ZM90 253H91V257L93 258V260H91L92 258L90 257ZM98 253V254H97ZM101 253H102V255H101ZM113 253V254H112ZM128 253H129V255H128ZM136 253V254H135ZM240 257H241V259L244 261V262H246L248 259H247V255H246V253H245V251H240ZM33 254H31L30 253V255L28 256V258L29 259H35L36 257L33 255ZM38 254V255H37ZM94 254V255H93ZM109 255L108 257H106V255ZM132 254H133V257H132ZM144 254H146L145 256H144ZM171 256H170V255ZM173 254V255H172ZM201 254V255H200ZM56 255V256H55ZM84 255V256H83ZM87 255H89V256H87ZM120 255V256H119ZM128 255V257H127V261H126V256ZM134 255H135V257H134ZM169 255V256H168ZM205 251H203V252H199V259L197 260L198 262L197 263H199V264H202L204 261H205ZM113 256V257H112ZM115 256V257H114ZM167 256V257H166ZM202 256V257H201ZM204 256V257H203ZM47 257L49 258L50 257V259H47ZM105 257V258H104ZM110 257H112L111 258V260H110ZM125 257V258H124ZM132 257V258H131ZM141 257H143V259H141L140 260V258ZM147 257V258H146ZM148 257H149V259H148ZM169 257V258H168ZM172 258V260L170 261V259ZM250 257L252 258V259H255V257H256V255H250ZM54 260H53V259ZM59 258V259H58ZM96 258H99V259H96ZM101 258V259H100ZM114 258V259H113ZM115 258H117V259H115ZM122 258V259H121ZM128 258H130V259H128ZM134 258V259H133ZM138 258V259H137ZM203 258V259H202ZM244 258V259H243ZM257 258H259V257H257ZM256 258V259H257ZM108 259V260H107ZM113 259V260H112ZM124 259V260H123ZM147 259H148V261H150V262H148L147 261ZM46 260V261H45ZM49 262H48V261ZM58 260V261H57ZM83 260V261H82ZM120 260H123V261H120ZM138 260H140V261H138ZM146 260V261H145ZM170 262H169V261ZM204 260V261H203ZM66 261V262H65ZM67 261H68V263H67ZM78 261V262H77ZM82 261V262H81ZM95 261V262H94ZM106 261V262H105ZM132 261V262H131ZM152 261V262H151ZM105 262V263H104ZM127 262V263H126ZM146 262V263H145ZM148 262V263H147ZM195 262H196V260H195ZM200 262H202V263H200ZM52 263V264H53ZM196 263V264H197ZM262 263V261L260 260L259 261V264H261ZM154 264V263H153Z\"/></svg>",
	"mask_w": 264,
	"mask_h": 264
}]
</instances>
